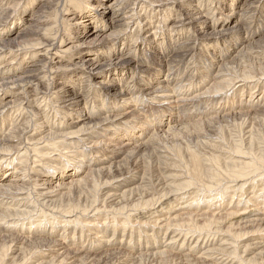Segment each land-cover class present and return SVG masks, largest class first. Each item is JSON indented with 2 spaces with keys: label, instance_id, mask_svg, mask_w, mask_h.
I'll list each match as a JSON object with an SVG mask.
<instances>
[{
  "label": "bare ground",
  "instance_id": "bare-ground-1",
  "mask_svg": "<svg viewBox=\"0 0 264 264\" xmlns=\"http://www.w3.org/2000/svg\"><path fill=\"white\" fill-rule=\"evenodd\" d=\"M261 4L0 0V264H264Z\"/></svg>",
  "mask_w": 264,
  "mask_h": 264
},
{
  "label": "rangeland",
  "instance_id": "rangeland-1",
  "mask_svg": "<svg viewBox=\"0 0 264 264\" xmlns=\"http://www.w3.org/2000/svg\"><path fill=\"white\" fill-rule=\"evenodd\" d=\"M10 1V0H9ZM108 2H110L111 0H107ZM87 5L89 6L86 10H90L91 9V7H92V5L91 4H88L87 3ZM22 9V8H21ZM31 9H32V7L30 8V10H28V12H30L31 11ZM93 11H95V10H92L91 12H93ZM87 13H86V11H81V12H78V13H76L75 15L77 16V17H75V18H73L72 20H71V23L73 24L78 18H80V17H82L83 15H86ZM254 14V15H253ZM251 16H252V20L254 21V19L257 21V18L260 16V19L262 18V20H263V23H264V4H261L259 7H258V9L257 10H255L254 11V13H253ZM261 14V15H260ZM259 15V16H258ZM8 16V19L5 21L6 23H5V26H9V24H10V28H14L15 27V25L17 24V22H20V21H18V20H16L15 18V14H12L11 13V16L9 17V14L7 15ZM17 16V15H16ZM257 18H256V17ZM17 21V22H16ZM12 22V23H11ZM259 24V23H258ZM261 26V25H260ZM142 36H145V33H144V31H142ZM143 38V37H142ZM21 46H23V45H21ZM139 47L140 48H142L141 47V44H139ZM256 47V46H255ZM257 49H259L260 51H264L263 49H262V47H260V48H257ZM12 66H9V68H11ZM261 80H258V81H254L252 84H257L256 85V89H253L251 92H250V95L252 94L253 95V98L252 99H248L249 97H250V95H249V92H246L245 91V93H238V94H233V93H230L229 94V99H225V98H223L222 99V101L219 103V104H225V103H233V102H235V103H240V102H245V101H248V100H250L251 102H253V103H256L258 100H260L261 99V97L264 95V84H261V82H260ZM135 82V81H134ZM240 84H242V83H238V84H236L237 86L238 85H240ZM237 86H235L236 88H237ZM19 87H20V85H19ZM260 88V89H259ZM6 89H8L6 92H4V93H2V94H0V107H2V110H4L3 112L4 113H9V111H13V114L15 115H17V113H15V110H18L19 109V107H18V105H16V106H14V105H9V101H14V99H15V97H13L12 95L13 94H17L20 90L18 89V87L16 86V87H14L13 89H12V86H9V87H7ZM263 89V90H262ZM235 90V89H234ZM255 90V91H254ZM16 91V92H15ZM52 92V91H51ZM259 92V93H258ZM257 97V98H256ZM218 99V98H217ZM255 99V100H254ZM253 100V101H252ZM215 103H213V104H215V108H219V105H218V102L217 101H214ZM4 103V104H3ZM209 104H211L212 105V103H209ZM211 107V106H210ZM11 108V109H10ZM206 118V117H205ZM204 118V119H205ZM198 119V118H197ZM196 120V119H195ZM198 121V120H197ZM236 122H239V121H236ZM196 124L198 123V125L195 127V130L196 129H202L199 133L198 132H195V133H197V134H195V133H193L194 132V130H193V132L191 131V133H190V131H186V133L183 131L182 133H183V136H179L178 138H173V139H175V141L176 142H181V146H184V145H190V142L192 143L191 145L193 146H191L190 145V147L191 148H196L197 146H196V144H197V140H195L196 139V136L197 135H200V134H202V136H201V138H200V142L202 143V142H206V143H211V142H215L216 140L218 141V139H220L221 138V136H223L222 134H224V136H225V138L227 137V135H228V133H230V132H232V131H234V129L232 128V126L231 125H228V122H227V124H225V123H220V124H222L223 126H226V128L223 130V132H219L220 130L217 128V126H216V124L217 123H211V124H207V122H195ZM200 123V124H199ZM201 123L203 124V126L201 125ZM212 124H214V125H212ZM210 125H212L213 127H210ZM214 126H216V127H214ZM204 127V128H203ZM165 128V127H164ZM208 128V129H207ZM211 130H210V129ZM205 129H207V130H205ZM213 129V130H212ZM215 129V130H214ZM205 130V131H204ZM210 132H209V131ZM203 131H204V133H203ZM216 132L215 134L213 133V132ZM217 132H219V133H217ZM227 134H226V133ZM190 134V135H189ZM192 134H194L195 135V137H193L194 135H192ZM205 134V135H204ZM214 134V135H213ZM241 134H243V133H241ZM217 135H220V138H219V136H217ZM206 136H209V138L208 137H206ZM212 136H214V137H212ZM170 137H172V136H170ZM185 137H186V139H190L189 140V143H188V141L185 139ZM216 137L218 138V139H216ZM179 138H182V139H185V140H178ZM192 138V139H191ZM194 138V139H193ZM205 138H206V140H205ZM208 138V139H207ZM171 140V139H170ZM202 140H204V141H202ZM175 141L174 142H170L168 145H170V144H173V143H175ZM185 141V142H184ZM208 141V142H207ZM194 143H195V145H194ZM195 146V147H194ZM172 154V153H171ZM33 167V165L30 163V166H29V173H32L31 175H35V172L37 171V170H31V168ZM7 170V171H6ZM6 171V172H5ZM9 171V168H4V167H2V168H0V175L1 176H9V173H7ZM4 174V175H3ZM167 174H169V173H167ZM50 174H48V175H46L45 174V176H49ZM56 175V174H55ZM45 178V177H44ZM48 178V177H47ZM48 180V179H47ZM48 183V182H47ZM46 183V184H47ZM44 188V186H42L41 188H39V189H43ZM45 188H46V186H45ZM33 191V190H32ZM250 192H248V194H251L252 192H251V190H249ZM263 193V192H262ZM247 194V195H248ZM259 194V199L260 200H263L264 201V198H262V197H260V195H261V192H259L258 193ZM244 197H246V195L245 196H243V197H241V198H237V197H234L233 198V200H231V203H229L228 205H229V208H231V207H233V205H234V203L235 202H237L238 200H241V201H243V199H244ZM236 199V200H235ZM205 200H207V199H205ZM212 204H222V202L220 201V199H214V200H209ZM228 205L226 206L227 208H228ZM250 206V205H249ZM223 207H224V205H223ZM242 208H243V206L242 205H240L239 206V208H238V211H239V213H241V215L244 213V211L242 210ZM250 208H252V207H250ZM49 209V208H48ZM43 209L44 211H46L45 212V215H46V213H47V215H49V212H50V215H49V217L51 216L52 218H54V217H56V215H57V213H54V212H52V209ZM202 209V208H201ZM48 210V211H47ZM240 210H242V211H240ZM250 210V209H249ZM204 210H202V212H203ZM54 214V215H53ZM103 215V216H102ZM37 216H38V214H37ZM105 218V215L104 214H101L100 215V219L98 220L99 222H101L102 221V219L103 218ZM102 218V219H101ZM95 221H96V223L98 222L96 219H94ZM200 221H201V223H203V221H205V218H201V219H199ZM94 224V226L95 225H98V224H95V222L93 223ZM223 225H225V224H223ZM55 225H53V227H54ZM225 226H227V225H225ZM89 228H92V227H87V228H84L82 231V233H83V239L84 240H87V236H88V232L90 231V229ZM88 229V230H87ZM86 232H85V231ZM62 232H65V230H63V231H60V233H62ZM80 234V233H79ZM78 234V235H79ZM212 236H214V235H211V237ZM216 236V235H215ZM209 237V236H208ZM206 238V237H205Z\"/></svg>",
  "mask_w": 264,
  "mask_h": 264
}]
</instances>
